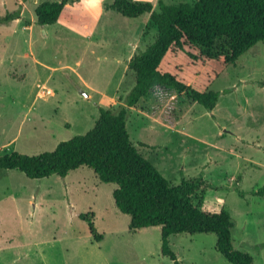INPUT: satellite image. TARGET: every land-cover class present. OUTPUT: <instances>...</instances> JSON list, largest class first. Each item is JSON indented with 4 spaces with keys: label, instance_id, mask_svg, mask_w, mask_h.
Segmentation results:
<instances>
[{
    "label": "rangeland",
    "instance_id": "1",
    "mask_svg": "<svg viewBox=\"0 0 264 264\" xmlns=\"http://www.w3.org/2000/svg\"><path fill=\"white\" fill-rule=\"evenodd\" d=\"M57 1L0 0V18L21 7L20 20L0 25V157L53 152L91 130L98 108L117 109L134 85L129 53L156 38L149 15L105 11L111 0H69L57 25H36V7ZM134 1L158 13L159 1L197 0ZM226 57L218 40L212 49L189 46L164 67L192 89L218 92L211 112L158 88L130 110L126 129L171 185L202 173L213 190L195 202L226 210L233 248L264 264V194H257L264 189V41L234 64ZM116 188L86 167L43 180L0 170V264H172L161 254L159 227L129 230L130 217L112 198ZM169 247L181 264H230L214 234L171 236Z\"/></svg>",
    "mask_w": 264,
    "mask_h": 264
},
{
    "label": "trees",
    "instance_id": "2",
    "mask_svg": "<svg viewBox=\"0 0 264 264\" xmlns=\"http://www.w3.org/2000/svg\"><path fill=\"white\" fill-rule=\"evenodd\" d=\"M69 0L43 2L35 11V24L55 25ZM159 12L149 2L111 0L104 6L127 19L149 15L156 38L138 50L127 62L134 85L115 110L98 108V119L84 135L60 142L53 152L37 156L18 153L0 157V170L18 171L29 180L50 176L65 178L70 172L86 167L99 182L114 184L112 198L117 210L130 217L129 230L160 228V250L172 264H181L169 247V238L180 234H214L217 252L230 264H253L252 257L232 246L233 222L224 210L209 211L198 201L213 186L201 173L191 180L171 185L133 146L126 124L131 109H137L155 89L185 95L189 101L211 112L220 94L197 91L177 76L164 70L167 62L185 53L189 46L212 49L224 41L226 60L234 64L243 54L264 41V0H197L193 4L165 5ZM21 7L0 18V25L20 20ZM257 194H264L260 189ZM89 226L95 242L96 233L87 216H80Z\"/></svg>",
    "mask_w": 264,
    "mask_h": 264
},
{
    "label": "crops",
    "instance_id": "3",
    "mask_svg": "<svg viewBox=\"0 0 264 264\" xmlns=\"http://www.w3.org/2000/svg\"><path fill=\"white\" fill-rule=\"evenodd\" d=\"M63 12V11H62ZM18 21V20H17ZM14 22V21H13ZM58 23V22H57ZM57 23L55 24V25H57ZM55 25H53V27L55 26ZM44 28V27H43ZM130 54H132V55H130ZM129 55H130V57L127 59V61L134 55V52L133 53H129ZM125 69L127 70V66L125 65Z\"/></svg>",
    "mask_w": 264,
    "mask_h": 264
}]
</instances>
